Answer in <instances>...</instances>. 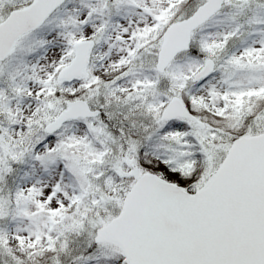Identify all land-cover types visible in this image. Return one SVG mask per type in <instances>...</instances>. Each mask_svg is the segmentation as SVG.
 <instances>
[{
	"label": "snow or ice",
	"instance_id": "6c2138e0",
	"mask_svg": "<svg viewBox=\"0 0 264 264\" xmlns=\"http://www.w3.org/2000/svg\"><path fill=\"white\" fill-rule=\"evenodd\" d=\"M0 264H264V0H0Z\"/></svg>",
	"mask_w": 264,
	"mask_h": 264
}]
</instances>
